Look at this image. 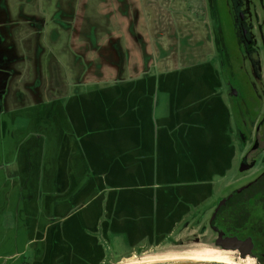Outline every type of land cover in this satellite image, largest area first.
<instances>
[{
	"label": "crops",
	"instance_id": "0c3cea01",
	"mask_svg": "<svg viewBox=\"0 0 264 264\" xmlns=\"http://www.w3.org/2000/svg\"><path fill=\"white\" fill-rule=\"evenodd\" d=\"M139 1L72 0V14L83 8L84 24L91 26L85 39L77 35L83 15H73L69 39H84L80 54L99 57L146 48L142 41L152 39L163 14L154 0L147 11ZM44 7L45 0L0 1V26L43 24ZM101 7L105 21L92 20V10ZM99 22L107 28L96 31L92 25ZM0 31L9 40L0 43V56L13 57L0 58V264H61L72 259V248L99 264L109 234L139 241L211 199L235 151L229 117L214 94L213 65L211 78L205 72L197 83H157L147 75L87 92L72 81V96L65 97L59 83H36L25 75L30 65L24 57L43 52L38 40L45 32ZM181 38L194 39L187 29ZM86 40L99 41L100 48H86ZM129 43L130 53L124 50ZM11 64L15 69L6 68ZM13 71L18 78L11 82ZM63 99L70 105L62 107Z\"/></svg>",
	"mask_w": 264,
	"mask_h": 264
},
{
	"label": "rangeland",
	"instance_id": "374dc122",
	"mask_svg": "<svg viewBox=\"0 0 264 264\" xmlns=\"http://www.w3.org/2000/svg\"><path fill=\"white\" fill-rule=\"evenodd\" d=\"M150 1L140 0L139 3L145 9L149 8ZM154 1L156 6H161L159 11L162 12L163 18L157 15L161 19L156 24L154 33L151 32V42L149 40L142 41L147 44H145L146 48L143 46L139 51L138 47H136L133 50L134 54H119L117 50H110L108 55H101V57L97 56L94 52L91 55L80 54L84 52L81 48L85 45V27L89 28L91 25L86 26L84 24L83 8H76L72 14V0H60V4L58 5L56 4V0H45L44 10L39 11L45 17L43 24L32 23L28 24V27L21 23H17V27H14L16 24H2L0 27H11L14 33H20L22 28L25 31L28 28L36 32L40 30L45 32L44 39L40 40V38L38 40L39 44L45 48L43 52L40 55L32 54L30 56L28 54V57H24L25 60L28 59V64L30 65L25 75L28 80L33 79L36 83H59L61 87L60 93L65 97L72 96V81L78 83L77 85H82L80 88L84 86L82 90L90 92L97 85L103 87L101 86L102 83L126 82L130 79L136 81L137 78L142 79L147 77V75H153L151 79H154L157 83H165L166 78H169V81H175L174 83H179V81L182 83L185 80H191L192 82L190 83H197L196 81L201 80L206 73L208 75L207 78H211L212 62L216 60V55L213 52V30L211 23L213 19L210 8L212 0ZM77 4L84 5L83 1L81 3L77 1ZM101 9L102 7L93 9L90 18L92 20L105 21L104 18L102 19V15H100ZM145 10L147 11L148 9ZM16 11L17 9L14 8L10 12L15 13ZM221 11L224 16L226 9L221 8ZM180 14L184 16L182 21H180ZM73 15H83L79 17L81 20L76 23V27L78 31L77 35H82L84 39H69L72 34ZM148 23L151 24L150 18L148 19ZM103 24L107 28V24ZM103 24L99 22L92 26L96 31H100V26H103ZM186 29L189 32V36L194 37L192 41H186L181 38L186 33ZM169 34L174 35L175 38ZM228 36L231 37L230 35ZM158 37L162 38L156 39ZM4 42L7 43L9 40L6 39L5 41L4 38H0V43L3 44ZM98 42L96 40H93V42L86 40V48L91 46L93 49H98L100 48L97 44ZM147 42L150 45L152 44L151 46L154 49L152 53L149 51ZM130 43L128 46L124 44L125 52L128 51L130 53ZM72 46L77 47V49H74L76 51V53L74 52L75 54H72ZM228 47H231V42H229ZM187 48L189 53H194L192 55H182L181 52L185 53ZM194 48L197 49L193 51ZM30 52L31 50H29ZM222 56L221 53L217 52L218 59ZM17 57L18 61L22 60L20 56ZM0 58L11 60L13 57L7 55L5 57L0 56ZM194 62L198 63L186 67V65ZM199 62L202 63L199 64ZM15 64L21 65L16 62ZM22 65L24 66V64ZM150 66L153 67L152 70H148ZM6 68L15 69V66L13 64L10 66L6 65ZM207 68L209 71H207ZM4 74L5 72L2 73L3 76ZM17 78L14 72L13 77L9 81H16ZM75 92L77 91L75 90L73 93ZM158 97L162 98L161 93ZM66 101L67 99L62 100V107L64 108L70 105L66 104ZM65 110L68 111V108L62 109L63 112ZM63 116L64 114L61 115L60 127L62 132H66L67 125L63 122ZM236 171L237 169L234 172L240 173V171ZM226 179H228V176L219 183L217 197L234 186L232 184L224 187L222 183L226 182ZM197 212L198 210H192L187 215L180 217L176 224H169L165 228L157 225L155 227L158 230L152 231L150 236L147 235L139 241L126 242L123 236L109 234L108 241L103 244L105 259L99 264H136L137 262L146 263L175 258H213L241 264L248 262L258 264V262L250 257L238 258L231 252L219 250L212 243L211 232L204 227V221L199 220L200 216ZM209 213L207 212L204 217L208 216ZM65 240V242L70 243L68 237ZM89 244L91 246L90 242ZM72 245L74 246L75 242H72ZM76 255L78 256L77 258ZM61 264H95V258L93 255H83L80 249L72 248V259H67L61 262Z\"/></svg>",
	"mask_w": 264,
	"mask_h": 264
},
{
	"label": "flooded vegetation",
	"instance_id": "af4514ba",
	"mask_svg": "<svg viewBox=\"0 0 264 264\" xmlns=\"http://www.w3.org/2000/svg\"><path fill=\"white\" fill-rule=\"evenodd\" d=\"M211 2L214 94L235 143L222 185L234 186L217 197L223 178L197 214L219 250L264 263V0ZM217 52L223 55L219 59ZM233 238L237 248L229 242Z\"/></svg>",
	"mask_w": 264,
	"mask_h": 264
},
{
	"label": "water",
	"instance_id": "95a60500",
	"mask_svg": "<svg viewBox=\"0 0 264 264\" xmlns=\"http://www.w3.org/2000/svg\"><path fill=\"white\" fill-rule=\"evenodd\" d=\"M229 242L235 244L233 248H237L238 242L233 238L229 240ZM249 253H242L241 255H245ZM143 264H228L220 261H209V260H193V259H175V260H167V261H158L153 263H143Z\"/></svg>",
	"mask_w": 264,
	"mask_h": 264
},
{
	"label": "bare ground",
	"instance_id": "6f19581e",
	"mask_svg": "<svg viewBox=\"0 0 264 264\" xmlns=\"http://www.w3.org/2000/svg\"><path fill=\"white\" fill-rule=\"evenodd\" d=\"M175 259L209 260V261H220V262H225V263H228V264H239V263H232V262H230V261H225V260H221V259H213V258H175ZM175 259L156 260V261L146 262V263H153V262L167 261V260H175ZM136 264H143V263H138V262H137Z\"/></svg>",
	"mask_w": 264,
	"mask_h": 264
},
{
	"label": "trees",
	"instance_id": "16d2710c",
	"mask_svg": "<svg viewBox=\"0 0 264 264\" xmlns=\"http://www.w3.org/2000/svg\"><path fill=\"white\" fill-rule=\"evenodd\" d=\"M21 264H29V263H27V262H22Z\"/></svg>",
	"mask_w": 264,
	"mask_h": 264
},
{
	"label": "built area",
	"instance_id": "2783aa9c",
	"mask_svg": "<svg viewBox=\"0 0 264 264\" xmlns=\"http://www.w3.org/2000/svg\"><path fill=\"white\" fill-rule=\"evenodd\" d=\"M252 259L254 260V258H252ZM258 264H264V263H259V262H258Z\"/></svg>",
	"mask_w": 264,
	"mask_h": 264
}]
</instances>
